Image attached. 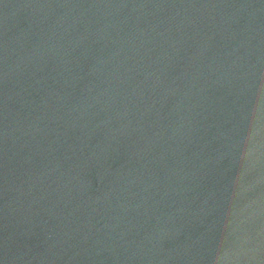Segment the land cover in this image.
Wrapping results in <instances>:
<instances>
[{
	"label": "water",
	"instance_id": "95a60500",
	"mask_svg": "<svg viewBox=\"0 0 264 264\" xmlns=\"http://www.w3.org/2000/svg\"><path fill=\"white\" fill-rule=\"evenodd\" d=\"M0 264H264V0H0Z\"/></svg>",
	"mask_w": 264,
	"mask_h": 264
}]
</instances>
